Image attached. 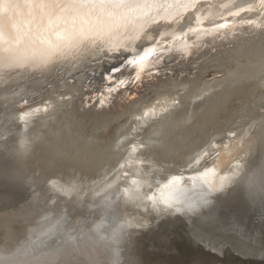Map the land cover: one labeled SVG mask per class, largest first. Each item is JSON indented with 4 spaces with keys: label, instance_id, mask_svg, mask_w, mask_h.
Segmentation results:
<instances>
[{
    "label": "bare ground",
    "instance_id": "6f19581e",
    "mask_svg": "<svg viewBox=\"0 0 264 264\" xmlns=\"http://www.w3.org/2000/svg\"><path fill=\"white\" fill-rule=\"evenodd\" d=\"M134 77L150 79L116 89ZM0 190L26 211L0 230L45 228V202L57 221L99 208L116 245L87 240L82 264H128L163 217L204 251L252 250L234 218L264 213V0H0ZM44 240L0 264H55ZM157 242L137 251L162 259Z\"/></svg>",
    "mask_w": 264,
    "mask_h": 264
},
{
    "label": "rangeland",
    "instance_id": "374dc122",
    "mask_svg": "<svg viewBox=\"0 0 264 264\" xmlns=\"http://www.w3.org/2000/svg\"><path fill=\"white\" fill-rule=\"evenodd\" d=\"M0 192H1V190H0ZM6 198H8V196L6 197L5 194L0 195V199H1L0 201H4V200H6ZM14 199L15 198L13 197L12 200H14ZM44 205H45L44 206L45 208H51L49 210H52V211H50L51 213H49L51 215L46 214V216L44 217V219L47 221V224L42 225V226H45L46 229L44 227H41V225L39 226L38 223H35L37 221L32 222L34 219L32 216H31L32 218L30 217L31 221H30V218L27 217V221H25L23 223V225H22V222L20 223L18 221H15V222H13V221L9 222L8 221V224L6 223V225H4L0 230V247H2L3 249L7 247L8 249H4L6 251H10V248H12L15 251L16 249L25 247L24 245L27 246V244H30L28 242H31L32 238H42L43 237L45 239L44 240L45 245L42 244V246H43V248H45V250L47 249L46 250L47 252L50 250H54L55 248H57L58 250L61 248L59 251H60V255H62V258H59L55 264H75V263L76 264H82L84 262L87 263V261L89 263H92V262H94L93 256H94V254H96L95 253L96 249H94V247H95V245L97 247L98 246L97 244L104 245L105 247L107 246V248H105V247L100 248L98 246L97 248L101 249V252L98 249H97V252H100L102 254H104V251H106L107 254L111 253L110 252L111 250L109 249V247L110 248L112 247V246H110L111 245L110 241H108L107 239H102L98 235L93 234L91 231V227H92L91 226V222H92L91 220L93 219L92 217H95V215H98L99 213L100 214L103 213L101 210L98 213L99 208H96V209L94 208L95 209V211H94L95 213L93 212V214H95L94 216H92L93 214H91V215L87 214V215L75 218L76 216L74 217L72 215V213H71L72 216L68 213L69 216H68V214H66V215L64 214V216L63 217L61 216L62 218H60V219H62V221H60V219H58V221H57L55 216H56V214L58 215L61 212V210L56 209L57 211H59V213H58L54 210L56 208V205H55V208H52L54 205L49 207V205H47L46 202L44 203ZM96 207H98V206H96ZM204 207L205 206H203V211H205V209H206ZM65 209H68V208H64L62 210H64V212H65ZM53 210L55 212H53ZM52 212H53V214H52ZM30 223H32L33 225H31ZM34 223H35V227H34ZM29 225H31V227L34 228V230ZM36 225H38V227ZM24 227H27L29 230V232H28L27 228H26V231L28 232L27 236H26V234L25 235L22 234V228L24 230L25 229ZM30 228H31V231H30ZM38 229L39 230L41 229V230L38 231ZM42 229L43 230L45 229V230L43 231ZM171 230H173V228H170L168 231H166V233L162 232V233H165L166 235H163L161 233V236H160L161 239H163V241L161 243H162V245H164V247H165V245H168V243H169V246H168L169 248L165 247V249H164L162 247V250L159 249V251L156 252V255L161 254L163 258L162 259L156 258L154 261L153 260L151 261V259L148 256V258L146 259L147 262H144L143 264H154V263L155 264H215V262L207 261L205 259H201V258L195 256L194 254H191V252H188L189 255H188V253H186V255L184 253V254H181V256L178 253L176 255L175 254L176 252H172L174 250L172 248L173 245H172V242H171L170 237H169L170 236L169 233L172 234ZM32 231H34V232H32ZM41 231H43V233H41ZM7 232H9L8 233L9 235H6ZM31 232H32V234H31ZM37 232H39V233H37ZM53 234H55V235H53ZM72 238L74 239V241L72 240ZM89 239H95L97 241V244L96 243L94 244L93 240H91V243L93 242L92 245L93 244L94 245L92 246L89 244L91 249L89 250V252H84L85 250L82 249V246L84 244H86L87 240H89ZM63 242H64V244H63ZM88 242H90V241H88ZM48 245H49V247H48ZM70 248H72V250H76V251L78 249L79 253H76V251H72L73 253H76L78 256L77 255L72 256L73 253H68L69 250L71 251ZM73 248H75V249H73ZM80 248L82 251L80 250ZM107 249L110 250L109 253H108ZM167 251H169L168 254H167ZM112 254H113V252H112ZM90 259H91V262H90ZM132 259H133V257H132ZM132 259H130V260L128 259V261L126 263H128V264H132V263L133 264H140V260L142 258H138V259L134 258L133 260ZM119 262H120V260H119ZM218 264H221V262H219ZM222 264H240V263L238 261L234 260L232 263H222Z\"/></svg>",
    "mask_w": 264,
    "mask_h": 264
},
{
    "label": "water",
    "instance_id": "95a60500",
    "mask_svg": "<svg viewBox=\"0 0 264 264\" xmlns=\"http://www.w3.org/2000/svg\"><path fill=\"white\" fill-rule=\"evenodd\" d=\"M155 45V43H152ZM152 46V45H151ZM135 52L133 53L130 50V54L129 57L134 56ZM128 57V58H129ZM126 63V58H123L121 63ZM122 65V64H121ZM147 72V70L145 72H142L143 75H145V73ZM150 75L152 74H158L156 72V70L153 68L150 70ZM109 76V75H108ZM106 75L105 76V83H108L109 78L112 80L113 78ZM150 79V77H139L136 78L134 77L131 80H127L125 83L123 82L122 84H119L120 87L116 89H127L128 87H130L131 85H136V84H140L142 82H146ZM107 88H111V87H107ZM15 196V195H14ZM42 197V196H41ZM14 200H10L8 202V200H4V201H0V211L2 210H12V214L14 215V217H17L18 214H21L22 212H26L24 211L21 207H19L18 205V197H14ZM44 198V197H42ZM45 199V198H44ZM42 200V199H40ZM54 204H47L49 206L55 205ZM82 203L78 205V207H81ZM228 213V211H227ZM242 214H238L239 216H237V218H234V220L236 221L235 223V228L236 230L239 229L241 230L242 233L247 234V236H251L250 240L251 243L255 246H252V250H247L244 249L242 247L237 246L235 249H230L229 247L226 248V251H223L220 253H216L215 251H209V250H202L201 248H199L198 246H195L192 242V238L185 233V235H183L181 233V227L180 225L177 226H173L171 227V224L174 222H170L167 223L165 220V217H163L162 220L156 221L154 223V225L152 226L151 229L147 230H142V234L143 235V240L144 242H142V240L139 238L135 239L134 241L137 242V245L132 247L133 249V253L134 258L138 259V258H142L144 259V262L148 256H146L145 254L143 255V251L141 249H139L137 251L138 248H143L144 246L142 244H147L148 243H154L155 245H158L159 240L163 241V239H161V233L168 231L170 228H173L172 234H170V240L173 244V246H176L177 243L179 244H183L186 246H189V251L191 252V254H194L195 256L201 258V259H205L207 261H213L215 262V264H218L217 262H221L222 263H232L234 260L238 261L240 264H264V213L261 215H258L252 211L249 210H242L241 212ZM13 217V218H14ZM168 219V218H167ZM167 223V225L160 227L161 223ZM184 227V226H183ZM235 230V233H236ZM91 231L94 234V229L93 227H91ZM165 233H162L163 235H166ZM97 234L99 237H101L102 239H107L110 241L111 246L114 247L116 244H114V241L110 238V236H108V234H102L101 232L95 233ZM140 240V242L138 241ZM126 245V244H125ZM131 246H133V241H131ZM236 246V245H234ZM239 247V248H238ZM159 249L162 250V246H160L156 252L159 251ZM243 250V251H242ZM137 251V252H136ZM262 252L260 255H258V252ZM156 252L154 255H156ZM132 253V251H131ZM138 253V254H137ZM251 254V255H249ZM141 255V256H140ZM131 259V258H130ZM126 261H128V259H126Z\"/></svg>",
    "mask_w": 264,
    "mask_h": 264
}]
</instances>
